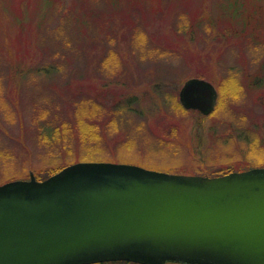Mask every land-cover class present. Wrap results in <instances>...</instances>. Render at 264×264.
<instances>
[{
	"label": "rangeland",
	"instance_id": "rangeland-1",
	"mask_svg": "<svg viewBox=\"0 0 264 264\" xmlns=\"http://www.w3.org/2000/svg\"><path fill=\"white\" fill-rule=\"evenodd\" d=\"M82 162L264 168V0H0V186Z\"/></svg>",
	"mask_w": 264,
	"mask_h": 264
},
{
	"label": "water",
	"instance_id": "water-1",
	"mask_svg": "<svg viewBox=\"0 0 264 264\" xmlns=\"http://www.w3.org/2000/svg\"><path fill=\"white\" fill-rule=\"evenodd\" d=\"M179 97L209 115L218 93ZM264 264V168L208 176L82 162L0 186V264Z\"/></svg>",
	"mask_w": 264,
	"mask_h": 264
},
{
	"label": "trees",
	"instance_id": "trees-1",
	"mask_svg": "<svg viewBox=\"0 0 264 264\" xmlns=\"http://www.w3.org/2000/svg\"><path fill=\"white\" fill-rule=\"evenodd\" d=\"M93 11V10H92ZM96 16H94V18H95ZM47 134H49V131H45ZM49 137H50V135H48ZM61 169H58V170H54V171H52L51 172V176L52 175H54V174H56L57 172H59ZM229 173H231V172H229ZM226 173H224V175H225ZM228 174V173H227ZM221 175H223V174H221ZM221 175H215V176H221ZM50 177V176H49ZM111 263V262H110ZM113 263H117V264H121V263H123V264H134V263H130V262H126V261H118V262H113ZM102 264H104V263H102ZM106 264V263H105ZM166 264H181V263H175V262H170V263H166Z\"/></svg>",
	"mask_w": 264,
	"mask_h": 264
}]
</instances>
